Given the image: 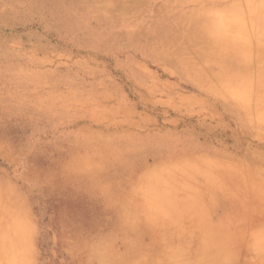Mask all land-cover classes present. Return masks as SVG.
Wrapping results in <instances>:
<instances>
[{
	"label": "rangeland",
	"instance_id": "374dc122",
	"mask_svg": "<svg viewBox=\"0 0 264 264\" xmlns=\"http://www.w3.org/2000/svg\"><path fill=\"white\" fill-rule=\"evenodd\" d=\"M0 264H264V0H0Z\"/></svg>",
	"mask_w": 264,
	"mask_h": 264
},
{
	"label": "bare ground",
	"instance_id": "6f19581e",
	"mask_svg": "<svg viewBox=\"0 0 264 264\" xmlns=\"http://www.w3.org/2000/svg\"><path fill=\"white\" fill-rule=\"evenodd\" d=\"M256 51H257V50H256ZM254 52H255V51H254ZM254 52H253V53H254ZM250 53H251V52H250ZM255 54H256V52H255ZM257 54H258V53H257ZM251 89H252V88H251ZM250 91H251V90H250ZM241 93H242V92H241Z\"/></svg>",
	"mask_w": 264,
	"mask_h": 264
}]
</instances>
